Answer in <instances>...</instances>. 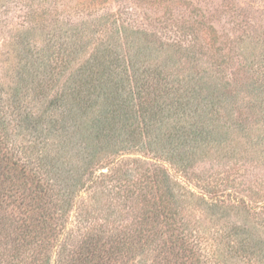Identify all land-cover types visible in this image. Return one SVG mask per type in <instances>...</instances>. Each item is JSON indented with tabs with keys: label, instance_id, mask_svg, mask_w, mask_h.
<instances>
[{
	"label": "trees",
	"instance_id": "obj_1",
	"mask_svg": "<svg viewBox=\"0 0 264 264\" xmlns=\"http://www.w3.org/2000/svg\"><path fill=\"white\" fill-rule=\"evenodd\" d=\"M120 30L117 44L123 47L129 38ZM171 47L161 51L165 62L154 65L136 62L114 45L107 53L116 65L104 55L100 69L86 66L76 75L83 78L79 91L86 86L95 108L103 111L94 118L99 122L96 138L110 142L122 136L129 149L143 145L144 156L153 153L152 162L137 173L126 163L117 164L110 175L97 174L94 141L87 135L94 131L77 110L74 116H64L58 93L32 113L23 112L18 99L6 109L0 104V264H212L214 258L216 264H227L256 255L255 247L242 238L248 230L240 225L228 229L229 207L219 188H206L215 197L203 192L195 205V193L171 174L174 169L187 176L200 150L228 142L221 120L233 117L236 99L228 88L212 85L214 76L198 71L194 46L177 42ZM179 54L184 63L187 59L184 75L172 73ZM136 65L145 67L138 76L133 74ZM163 77L165 86L156 96L149 88L155 86L157 92ZM79 91L72 94L78 100ZM78 144L85 146L82 157L69 159L68 147ZM109 185L118 190L112 200L96 209L94 219L79 217L84 195L90 190L98 195ZM194 211L224 220L223 234L216 240L220 251L214 256L208 248L214 242L193 226ZM76 235L80 239L73 241Z\"/></svg>",
	"mask_w": 264,
	"mask_h": 264
},
{
	"label": "rangeland",
	"instance_id": "obj_2",
	"mask_svg": "<svg viewBox=\"0 0 264 264\" xmlns=\"http://www.w3.org/2000/svg\"><path fill=\"white\" fill-rule=\"evenodd\" d=\"M119 28L129 38L123 47L117 44ZM177 42L185 48L194 46L200 59L198 71L205 77L214 76L212 85L219 90L228 88L236 99L232 102L233 117L221 120L228 142L200 150L186 178L174 169L171 174L195 193L191 199L195 205L203 192L215 197L206 188H219L229 207L228 229L233 231L240 225L248 230L242 238L255 247L256 255L232 259L227 264H264V0H0V104L6 109L18 99L17 106L21 110L25 106L23 112L30 109L32 113L58 93L63 99L60 108L64 116H74L77 110L92 131L98 130L87 133L94 141L97 174H109L117 164L126 163L137 173L139 167L152 162L153 153L147 151L149 156H144L143 145L129 149L122 136L111 137L110 142L96 138L99 122L94 118L99 119L103 111L95 108L96 100H90L92 95L86 86L79 91L83 78L76 75L86 66L100 69L101 58L108 56V48L114 45L118 52L134 56L136 62L143 59L159 65L165 62L161 51ZM108 59L116 65L114 56ZM175 61L177 66L171 72L184 75L187 59L184 63L179 54ZM138 66H132L135 76L145 69ZM162 81V87L156 84L157 92V82L149 84L154 86L149 88L152 94L157 96L162 91L164 77ZM21 87L25 88L17 95ZM78 91L80 100L72 95ZM90 103L94 112L89 110ZM224 134L219 136L221 140ZM67 150L72 160L77 155L82 157L85 146L78 144ZM108 187L98 195L88 191L78 216L94 219L96 209L111 201L118 191L112 185ZM193 215L197 218L192 222L195 229L214 242L208 246L214 256L220 251L216 240L223 234L220 224L224 220L210 213L194 211ZM78 239L76 235L73 241ZM218 263L224 264L220 260Z\"/></svg>",
	"mask_w": 264,
	"mask_h": 264
}]
</instances>
